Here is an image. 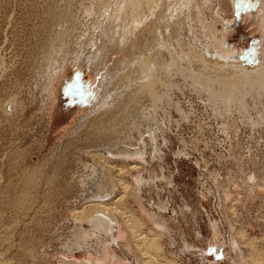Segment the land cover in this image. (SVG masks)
I'll use <instances>...</instances> for the list:
<instances>
[{
  "label": "rangeland",
  "instance_id": "1",
  "mask_svg": "<svg viewBox=\"0 0 264 264\" xmlns=\"http://www.w3.org/2000/svg\"><path fill=\"white\" fill-rule=\"evenodd\" d=\"M234 2L229 6L233 11L228 14L232 22L227 44L239 62L260 63L264 61L262 13L248 15L249 0ZM52 10L48 0H0V264L90 263L94 248L72 247L68 239L78 224L73 210L82 209L106 184L98 187L90 183L85 191L80 185L81 175L95 163L90 156L93 151L123 153L127 145L137 146L141 137L132 125L133 119L120 120L123 130L102 142L89 136L85 128L78 129L106 96L110 82L107 76L115 61L89 82V56L76 67L75 53L66 62L63 45L61 53L53 49L66 22L56 12L55 22L46 25ZM218 27L222 29V25ZM195 40L190 36L185 41L201 44ZM53 66L62 67L63 77L51 97L48 83ZM177 80L180 86L186 84L183 77ZM99 85H103L101 93ZM173 99L189 112L188 120L172 111L181 126L177 129L174 125L172 131L159 137L161 159H152L153 146L149 145L144 176L150 173L163 178L146 184L140 192L144 206L158 215L171 235L164 238V251L151 248V254L145 246L140 250L133 244L131 254L115 245L109 264H114L117 257L139 264H162L166 257L174 264H229L224 253L230 249L232 236L240 237L244 255L253 251L264 255V190L252 196L245 183L251 174L264 181V128H243L227 135L218 129L220 121L196 94L188 89L176 90ZM258 100L263 101L259 108L264 115V95L253 102ZM253 105L258 106V102ZM121 115L128 118V112ZM144 137L150 143V134ZM179 150L181 155H177ZM60 155H64L61 162ZM113 161L117 165L132 163L121 158ZM128 180L131 182L129 176ZM226 183L231 184V200L239 189L244 194L235 216L227 210L229 202L220 205ZM113 191L117 198L122 189ZM240 226L246 228L248 237L238 235Z\"/></svg>",
  "mask_w": 264,
  "mask_h": 264
},
{
  "label": "bare ground",
  "instance_id": "2",
  "mask_svg": "<svg viewBox=\"0 0 264 264\" xmlns=\"http://www.w3.org/2000/svg\"><path fill=\"white\" fill-rule=\"evenodd\" d=\"M48 1L53 10L46 18V25L55 22L56 12L64 16L66 22L62 37L53 48L56 53H61L64 47L66 62L75 53L78 67L89 56L86 75L87 80L93 82L100 69L115 61L107 76L110 82L106 96L99 100L98 106L94 105L97 107L94 115L78 125V129L85 128L89 136L102 142L123 130L120 120L133 119L132 125L141 135L137 146H126L125 143L127 149L123 153L112 154L106 149L107 154L93 151L90 155L95 163L85 168L80 185L85 191L90 183L98 187L103 182L106 185L82 209L73 210L78 224L68 239L71 238L72 247L94 248L95 256L86 264H109L114 259L115 245L131 254L133 244L140 250L145 246L149 254L151 248L164 251L162 244L164 238L171 235L169 228L159 221L156 213L144 206L140 192L146 184L163 178L150 173L147 178L144 176L149 145L153 146L152 159H161L159 137L172 131L174 125L177 129L181 126L179 119H173L172 111L179 113L182 120H188L189 112L180 101H174V92L188 89L196 94L220 121L218 129L227 135L243 128L262 130L264 115L259 104L263 101H253L264 95V61L256 64L239 62L235 51L227 44L232 22L228 14L233 11L230 7L234 0ZM259 12L264 25V0H249L248 15ZM202 35L204 40H200ZM190 36L201 41L200 46L192 45L191 41L187 43L185 40ZM55 54L50 58L53 59ZM119 54L122 55L116 57ZM61 68L52 67L48 83L51 97L61 80ZM177 77H183L186 84L180 86ZM102 91L103 85H99L98 93ZM257 102L258 106L253 105ZM256 111L259 114L251 113ZM127 112L128 118L121 115ZM148 133L150 143L144 137ZM181 153L179 150L177 155ZM63 157L58 156L60 162ZM114 158L132 163L117 165ZM245 183L252 196L264 190V181L255 174L249 175ZM118 187L122 189L121 195L114 198L113 190ZM218 188L220 195L221 188ZM223 188L220 205L229 202L231 205L227 210L235 216L236 205L244 199L243 191L239 189L236 198L231 200V184L226 183ZM153 206L150 204L151 208ZM212 227L218 238L215 223ZM241 234L249 236L243 226L239 227L238 235ZM239 238L232 236L228 241L230 249L224 256L229 259V264H264L263 253L253 251L244 255ZM248 256L255 261H250ZM114 264L139 262L122 261L117 257ZM162 264L174 263L166 257Z\"/></svg>",
  "mask_w": 264,
  "mask_h": 264
}]
</instances>
